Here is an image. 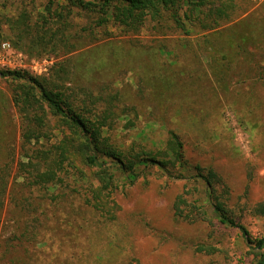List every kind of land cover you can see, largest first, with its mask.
Wrapping results in <instances>:
<instances>
[{
  "label": "rangeland",
  "instance_id": "1",
  "mask_svg": "<svg viewBox=\"0 0 264 264\" xmlns=\"http://www.w3.org/2000/svg\"><path fill=\"white\" fill-rule=\"evenodd\" d=\"M203 1L210 2L209 9L230 0ZM232 1L248 10L241 18L256 11L253 23L243 26L241 32L252 40L257 56L250 61L244 54V59L230 71V79L221 83L213 77L208 56L198 51L195 58L192 49L182 43L209 31L188 27L190 35H186L167 20L160 30L154 22L147 21L139 32H126L111 22L86 34V46L66 56L74 65L76 83L87 87L86 80L91 77L93 88L100 90L103 82L109 81L124 98L129 115L110 130L109 142L121 149L127 164L139 154L155 156L168 160L170 171L142 162L134 168L136 176L127 179L108 161V171L114 173L117 183L109 211L117 218L111 221L83 206L84 199L75 194L72 199L73 205L79 206L77 212L69 213L71 207H59L49 222L48 238L34 250V260L25 264H258L264 255V214L260 212L264 209V0ZM48 2L0 0V13L16 14L26 6L37 15ZM77 14L73 19L75 28L82 34V28L90 27V22L80 16L82 13ZM2 41L11 43L8 38ZM109 44L125 50L127 58L99 70L97 75L91 70L77 71L79 57L95 47L103 48L104 58L111 59ZM161 45L164 49L159 50ZM153 48L158 49L156 54L141 50ZM130 52L132 57H128ZM33 57L51 60L49 71L56 62L50 54ZM5 70H18L0 68V163L11 164L21 119L13 100L18 82L2 75ZM150 72L162 73L170 82H155L156 76L151 79ZM255 73L257 76L252 77ZM112 86L103 90L111 91ZM160 90L168 94L169 100L156 107ZM46 119L53 140L62 142L67 130L61 119L48 108ZM170 131L179 133L185 141L188 166L178 162L173 166L175 158L168 153L167 144ZM74 164L75 171L87 175L90 183L102 184L97 169L89 168L79 157ZM8 173V190L15 182L25 180L16 170H7ZM197 174L207 176L209 182ZM74 176L70 173L67 180L81 184ZM26 188L20 185L16 191L21 194ZM26 192L30 197L31 192ZM180 198L185 202L179 203L177 211L175 204ZM216 205L248 230L249 240L239 227L221 222ZM9 217L4 212L1 218L0 244L4 236L13 232ZM18 255L23 258L22 252Z\"/></svg>",
  "mask_w": 264,
  "mask_h": 264
},
{
  "label": "trees",
  "instance_id": "2",
  "mask_svg": "<svg viewBox=\"0 0 264 264\" xmlns=\"http://www.w3.org/2000/svg\"><path fill=\"white\" fill-rule=\"evenodd\" d=\"M208 5L210 2L203 0H49L37 15L34 10L27 8L29 2L27 7L23 6L16 14L0 13V44L8 38L17 50L31 57L50 54L56 58L54 66L44 76H33L21 70L1 72L18 82L13 100L21 119V131L12 163H0V221L4 212L9 213L8 221L13 231L10 236L2 238L0 264H25L33 261L34 250L45 243L44 238H48L49 222L56 215V210L64 206L72 208L69 213L77 212L79 206L73 205L75 194L84 199L83 206L94 209L111 221L115 220L117 214L112 215L109 210L110 197L117 183L114 173L108 171V161L112 166H117L127 179L136 176L134 168L142 162L159 165L165 171H170L167 166L169 161L155 156L139 154L133 156L127 164L121 149L109 142L112 139L110 130L115 128L122 117L129 115L124 98L109 81L103 82L100 90L93 88L91 77L86 80L87 87L76 83L72 75L74 65L66 56L86 46L83 41L86 34H92L94 29L106 27L111 22L126 32H139L147 21L154 22L155 28L160 30L164 28L163 21L167 20L186 35H190L188 27L198 29V32L209 31L195 40L187 38L182 43L192 49L195 58L198 51L208 56L213 77L216 83H221L230 79V71L238 61L244 59V54L250 61L256 59L252 40L241 32L243 26L253 23L256 11L241 18L248 10L240 8L232 0L213 4L209 9ZM76 12L82 13L80 16L90 22V27L82 28V34L75 28L73 19ZM109 46L112 47L111 59L104 58L103 48L95 47L79 57V65L75 66L77 71L80 72L81 68L86 73L91 70L97 75L99 70L111 68L127 58L125 50ZM155 49L141 50L156 54L164 46ZM128 55L132 57L133 53ZM195 63L198 64V61ZM149 76L151 79L156 76L155 82H170L164 80L162 73L150 72ZM254 76L257 74H252ZM110 85L111 91L103 90L106 86L110 88ZM156 87L159 88L158 85ZM157 96L159 102L156 107L169 100L168 94L162 90ZM47 108L66 127L67 133L62 142L53 140L51 126L46 119ZM128 121L131 123L129 117ZM167 144L170 148L168 153L175 158L173 166L177 162L188 166L186 144L180 134L170 131ZM76 157L89 168L97 169L101 185L95 186L90 183L87 175L75 171ZM12 169L25 180L15 182L12 190H8L11 174H6V171ZM70 173L82 183L75 184L67 180ZM197 175L209 182L207 176ZM20 185L27 187L21 194L16 191ZM51 189L52 192H49ZM26 190L31 192L30 197ZM182 202L185 201L181 198L176 202L177 211ZM215 209L221 215L222 223L239 227L246 238L250 239L248 230L228 217L221 210V205H216ZM260 212L264 214V209ZM21 252L23 258L18 255ZM258 264H264V255Z\"/></svg>",
  "mask_w": 264,
  "mask_h": 264
},
{
  "label": "built area",
  "instance_id": "3",
  "mask_svg": "<svg viewBox=\"0 0 264 264\" xmlns=\"http://www.w3.org/2000/svg\"><path fill=\"white\" fill-rule=\"evenodd\" d=\"M52 64L48 58H35L18 51L10 42L0 44V68L27 70L35 74H48Z\"/></svg>",
  "mask_w": 264,
  "mask_h": 264
}]
</instances>
